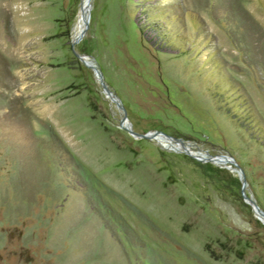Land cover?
<instances>
[{"label":"rangeland","instance_id":"rangeland-1","mask_svg":"<svg viewBox=\"0 0 264 264\" xmlns=\"http://www.w3.org/2000/svg\"><path fill=\"white\" fill-rule=\"evenodd\" d=\"M0 264H264V0H0Z\"/></svg>","mask_w":264,"mask_h":264},{"label":"bare ground","instance_id":"bare-ground-1","mask_svg":"<svg viewBox=\"0 0 264 264\" xmlns=\"http://www.w3.org/2000/svg\"><path fill=\"white\" fill-rule=\"evenodd\" d=\"M86 7H85V4H84V6H83V9H82V12L84 11V9H85ZM81 15V14H80ZM84 17V13H83V16H82V18ZM82 21L83 20H85V17L83 18V19H81ZM82 23V22H81ZM84 23V22H83ZM85 26V25H84ZM159 138L162 140V141H165V142H170V141H174V140H171V139H169L168 137H166V136H163V135H159ZM160 142V141H159ZM176 142V141H175ZM182 144V143H181ZM184 145V144H183ZM185 146V145H184ZM183 146V147H184ZM213 158H215L214 159V161H217V163L218 162H226V160H228V159H226L225 157H213Z\"/></svg>","mask_w":264,"mask_h":264},{"label":"water","instance_id":"water-1","mask_svg":"<svg viewBox=\"0 0 264 264\" xmlns=\"http://www.w3.org/2000/svg\"><path fill=\"white\" fill-rule=\"evenodd\" d=\"M131 133H132L133 135L140 136L139 134H136V133H134V132H132V131H131ZM160 135H161V134H160ZM162 135H163V134H162ZM152 136H155V135L152 134ZM163 136H165V135H163ZM221 156L225 157V158L228 159V160H231V158L228 157V156H226V155H221ZM247 201H248L250 204L252 203L249 199H247ZM253 207L256 208L254 205H253Z\"/></svg>","mask_w":264,"mask_h":264}]
</instances>
